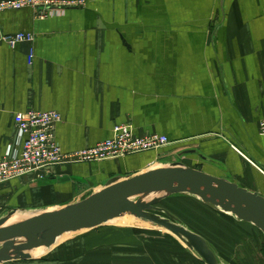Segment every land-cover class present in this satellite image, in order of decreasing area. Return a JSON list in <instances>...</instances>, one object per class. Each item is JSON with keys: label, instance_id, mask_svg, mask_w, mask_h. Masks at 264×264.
<instances>
[{"label": "crops", "instance_id": "1", "mask_svg": "<svg viewBox=\"0 0 264 264\" xmlns=\"http://www.w3.org/2000/svg\"><path fill=\"white\" fill-rule=\"evenodd\" d=\"M84 1L46 20L32 8L0 13V160L22 151L15 116L30 110L61 115L54 136L67 154L111 139L120 125L169 144L1 185L0 218L62 208L112 178L177 162L264 196V0ZM24 32L32 44L2 40ZM227 217L243 231L204 239L223 262L252 259L254 226ZM58 251L75 257L17 263L205 264L173 234L143 228L100 227Z\"/></svg>", "mask_w": 264, "mask_h": 264}, {"label": "water", "instance_id": "2", "mask_svg": "<svg viewBox=\"0 0 264 264\" xmlns=\"http://www.w3.org/2000/svg\"><path fill=\"white\" fill-rule=\"evenodd\" d=\"M173 195H189L221 214L250 224L264 234V196L227 179L187 167L181 162L127 178L115 177L97 192L68 206L30 213L12 210L0 218V264L36 259V250L52 249L67 234L91 231L125 216L173 234L205 264H223L204 237L157 205ZM159 214H166V218Z\"/></svg>", "mask_w": 264, "mask_h": 264}, {"label": "built area", "instance_id": "3", "mask_svg": "<svg viewBox=\"0 0 264 264\" xmlns=\"http://www.w3.org/2000/svg\"><path fill=\"white\" fill-rule=\"evenodd\" d=\"M84 0H2L0 13L11 10L32 8L39 20H46L66 12L70 8H83ZM14 48L21 43L32 44L33 33H18L2 37ZM34 61V52L29 56V64ZM62 120L56 111L30 110L15 116V124L22 140V151L0 160V186L27 175L41 173L62 164L89 163L114 160L132 154L157 150L169 144L167 135L151 134L136 136L127 125L115 127L114 136L99 145L72 153H64L54 136L55 126ZM264 135V121L261 124ZM43 176L41 175L40 178Z\"/></svg>", "mask_w": 264, "mask_h": 264}, {"label": "rangeland", "instance_id": "4", "mask_svg": "<svg viewBox=\"0 0 264 264\" xmlns=\"http://www.w3.org/2000/svg\"><path fill=\"white\" fill-rule=\"evenodd\" d=\"M157 206L169 211V213L173 214L175 217L181 220L183 222V225L186 226L190 231L202 237L205 236V237L210 238V235L212 236V233L217 232V230L240 232V231H243V228H244L242 226H239L238 223L234 222L233 219L226 217L225 214L220 215L219 212L217 213L216 210L212 208L210 209V207L203 204L197 198H194L189 195H183V196L173 195L167 198L166 200L162 201L161 203H159ZM159 215L166 218V214H159ZM26 217L27 215H20V216H17L13 220H15L14 222H17ZM129 218L131 222H128L127 223L128 225L127 224L119 225L120 223L119 224L109 223L108 225H105V226L115 227V228L116 227L117 228H133V229L143 228V229L160 230V231L168 232L161 227H156V225L154 224L148 223L149 224L148 225L146 224L147 222L143 223L144 221L142 220L141 222V221L135 220L132 217H129ZM138 225L145 226V227H139ZM255 230L257 233L254 236L250 235V242L253 243V245L257 248V249L255 248L256 251L257 250L258 251L256 252L257 254L254 253L255 255L254 257H252V259L248 258L250 256L248 257L245 256L244 257L245 261L241 263L240 261L237 260V257L235 258L234 256H227L226 258L225 255H221V258L227 259L231 264H264V234L258 231L257 229ZM88 234H89V231H83L79 233L65 235L64 236L65 239L62 240V242L60 241L53 249L46 251V254L44 255L42 254V256L36 258L35 260H45V262H56V261L62 260V258L69 259L71 257H75V256H71V254H73L71 251H68V252L66 251L62 254L60 253L55 254V252L56 251L61 252V251H58V249L60 248H65V247L68 248L69 246L71 247L72 242H75L79 240L80 238L87 236ZM210 244L213 249L214 248L215 250L217 249V246H214L212 242H210ZM75 247L78 248L77 245H75ZM219 250L223 252V250L221 249ZM197 257L200 258L198 255ZM17 262H20V261H14L10 264H18ZM222 263L228 264L227 262H223V260H222Z\"/></svg>", "mask_w": 264, "mask_h": 264}, {"label": "bare ground", "instance_id": "5", "mask_svg": "<svg viewBox=\"0 0 264 264\" xmlns=\"http://www.w3.org/2000/svg\"><path fill=\"white\" fill-rule=\"evenodd\" d=\"M129 217H132V216H125V217H122V218H119V219H115V220H113V221H111L110 223H117V224H127L128 222H131V220H130V218ZM132 218H134V217H132ZM131 218V219H132ZM135 220H138V219H136V218H134ZM133 221V220H132ZM138 221H141V220H138ZM12 222V221H11ZM142 222V221H141ZM143 223H145V222H143ZM146 224H148V223H146ZM149 225V224H148ZM139 226V225H138ZM67 235H69V234H67ZM65 236V235H64ZM64 236H62L58 241H62V239H64ZM49 249V248H48ZM48 249H46V250H43V249H40V250H36L35 252H33L32 253V255L34 256V257H40V256H42V254L44 255V254H46V251H48ZM45 252V253H44Z\"/></svg>", "mask_w": 264, "mask_h": 264}, {"label": "trees", "instance_id": "6", "mask_svg": "<svg viewBox=\"0 0 264 264\" xmlns=\"http://www.w3.org/2000/svg\"><path fill=\"white\" fill-rule=\"evenodd\" d=\"M179 196H181V195H179ZM218 213V212H217ZM227 217V216H226ZM229 218V217H228ZM255 229H257V228H255ZM258 230V229H257ZM258 231H260V230H258ZM261 232V231H260ZM262 233V232H261Z\"/></svg>", "mask_w": 264, "mask_h": 264}]
</instances>
